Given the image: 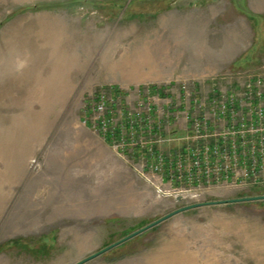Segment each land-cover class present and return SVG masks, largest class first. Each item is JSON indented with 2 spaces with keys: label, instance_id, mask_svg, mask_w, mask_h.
Returning <instances> with one entry per match:
<instances>
[{
  "label": "rangeland",
  "instance_id": "374dc122",
  "mask_svg": "<svg viewBox=\"0 0 264 264\" xmlns=\"http://www.w3.org/2000/svg\"><path fill=\"white\" fill-rule=\"evenodd\" d=\"M249 84L264 85V0H0V264H76L185 206L264 196H177L89 124L104 97L169 151ZM84 264H264V201L176 214Z\"/></svg>",
  "mask_w": 264,
  "mask_h": 264
},
{
  "label": "built area",
  "instance_id": "2783aa9c",
  "mask_svg": "<svg viewBox=\"0 0 264 264\" xmlns=\"http://www.w3.org/2000/svg\"><path fill=\"white\" fill-rule=\"evenodd\" d=\"M234 89L210 100L203 118L187 117L185 140L169 151L161 149L165 137L146 113L118 117L104 97L93 104L89 124L122 155H137L142 170L161 176L177 196L213 185L264 188V85Z\"/></svg>",
  "mask_w": 264,
  "mask_h": 264
},
{
  "label": "water",
  "instance_id": "95a60500",
  "mask_svg": "<svg viewBox=\"0 0 264 264\" xmlns=\"http://www.w3.org/2000/svg\"><path fill=\"white\" fill-rule=\"evenodd\" d=\"M258 201H264V196H258V197H248V198H241V199H236V200H230V201H226V202H213V203H207V204H193V205H190V206H185L183 208H180L154 222H152L151 224H148L147 226L141 228L140 230H137L136 232L128 235L127 237L123 238L122 240L100 250L99 252L95 253V254H92L91 256L81 260L80 262L76 263V264H84L88 261H91L93 259H95L96 257L108 252L109 250L133 239L134 237L142 234L143 232L153 228L154 226L164 222L165 220L169 219L170 217L176 215V214H179V213H183V212H186V211H189V210H192V209H195V208H198V207H202V206H205V205H218V204H222V203H242V202H258Z\"/></svg>",
  "mask_w": 264,
  "mask_h": 264
},
{
  "label": "trees",
  "instance_id": "16d2710c",
  "mask_svg": "<svg viewBox=\"0 0 264 264\" xmlns=\"http://www.w3.org/2000/svg\"><path fill=\"white\" fill-rule=\"evenodd\" d=\"M152 90V89H151ZM156 91V89H153L152 92Z\"/></svg>",
  "mask_w": 264,
  "mask_h": 264
},
{
  "label": "crops",
  "instance_id": "0c3cea01",
  "mask_svg": "<svg viewBox=\"0 0 264 264\" xmlns=\"http://www.w3.org/2000/svg\"><path fill=\"white\" fill-rule=\"evenodd\" d=\"M252 46V45H251Z\"/></svg>",
  "mask_w": 264,
  "mask_h": 264
}]
</instances>
